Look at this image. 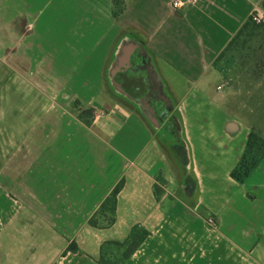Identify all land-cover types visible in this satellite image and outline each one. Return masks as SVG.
Segmentation results:
<instances>
[{
    "label": "crops",
    "instance_id": "obj_1",
    "mask_svg": "<svg viewBox=\"0 0 264 264\" xmlns=\"http://www.w3.org/2000/svg\"><path fill=\"white\" fill-rule=\"evenodd\" d=\"M114 1L0 0V264H101L102 256L121 264L135 226L150 235L122 264H264V203L241 217L256 230L248 235L226 222L223 189L251 179L264 186V158L246 183L231 177L251 131L264 137V128H245L213 96L224 75L215 62L264 0H198L184 10L173 0H125L118 20ZM124 40L153 54L179 101L192 171L177 159L178 167L195 195L183 192L182 174L180 187L198 219L173 195L179 181L157 127L110 83ZM76 101L94 108L91 126ZM121 182L114 225L91 226ZM72 242L79 251L65 254Z\"/></svg>",
    "mask_w": 264,
    "mask_h": 264
},
{
    "label": "rangeland",
    "instance_id": "obj_2",
    "mask_svg": "<svg viewBox=\"0 0 264 264\" xmlns=\"http://www.w3.org/2000/svg\"><path fill=\"white\" fill-rule=\"evenodd\" d=\"M110 67L111 66H109V69ZM217 69L224 73V75L213 84V96L218 98L220 108L225 110L232 117L238 119L245 128H264V36L262 34H246L245 37H241L240 40L235 42L226 52L220 62H218ZM262 72L263 75L260 76ZM134 74L143 78L146 76V73L141 71L135 73L129 72L126 76L131 77L134 76ZM121 76L122 75H119L117 77V80L120 82ZM256 77H258V81H256ZM229 81H231V84ZM122 83L124 84L123 87L125 91H127L133 99H140L143 97L146 92V86L148 85L145 83L146 86L144 85L139 90H134L128 81ZM108 91L113 94L110 86H108ZM167 92L177 107L179 101L175 100L169 86H167ZM159 136V133H157L156 139L160 142L163 152L171 158L173 172L175 174L173 175V179L175 178L174 180L177 179L179 181L178 187L173 189V195L177 197L178 203L183 207L181 212H183L187 218L198 219L199 215L198 212H196L195 204H187L183 200L186 196H183V189H181L180 185L182 181H184L183 185L186 184L187 180L178 167L177 157L168 146V143L162 141ZM180 174H182L181 176L183 177L182 181L180 179ZM251 175L246 182L251 179ZM256 185H259V190H255L254 186ZM242 188H245L243 189L245 196L249 193V202H246V200H243L240 196L239 193L242 192ZM223 189L227 195L225 198L227 206L230 209L225 219L226 222L235 221V223H239L234 226L232 225V228H236L237 231L240 229L246 230V232L248 231V235H251L252 231L255 233L256 230L252 229L249 223H246L248 220L243 221L244 219L241 217L246 212H252L255 216L259 215L260 208L264 203V186L260 184V180L251 179L244 187L237 185L235 188L236 190L223 183ZM252 197H254L253 200H251ZM208 218L213 217L209 216L207 219ZM224 227H228V225Z\"/></svg>",
    "mask_w": 264,
    "mask_h": 264
},
{
    "label": "trees",
    "instance_id": "obj_3",
    "mask_svg": "<svg viewBox=\"0 0 264 264\" xmlns=\"http://www.w3.org/2000/svg\"><path fill=\"white\" fill-rule=\"evenodd\" d=\"M126 8L125 0H115L113 17L118 20L124 13ZM261 9L263 12H255L254 16H261L264 19V1L261 4ZM253 15L251 18L242 26L241 30L237 33L235 38L230 42L225 51L220 55V57L215 62H218L224 57L226 52L239 41L241 37H245L246 34L258 35L262 34L264 36V22L257 24L254 21ZM73 110L77 113L78 118L85 123L87 126H91L95 118V110L91 107H84L80 101H76L73 105ZM264 158V137L258 132L251 131L248 142L246 145L245 152L238 163V165L233 169L231 173L232 179L238 183H244L253 171L258 167ZM124 182H121L107 198L105 203L102 205L101 209L93 216L90 220L91 226L95 228L111 227L115 223V215L117 208L118 195L123 189ZM157 197L161 194V190L156 187ZM150 233L145 229L135 226L132 228L128 239L120 244L123 248L122 256L119 258L118 263H124L127 261L145 242L149 237ZM79 251L78 246L75 242H72L66 253H77ZM101 264H117L115 261H111L109 257L102 256Z\"/></svg>",
    "mask_w": 264,
    "mask_h": 264
},
{
    "label": "flooded vegetation",
    "instance_id": "obj_4",
    "mask_svg": "<svg viewBox=\"0 0 264 264\" xmlns=\"http://www.w3.org/2000/svg\"><path fill=\"white\" fill-rule=\"evenodd\" d=\"M126 40L123 41L122 46L117 52L116 58H115V66H124L128 65L126 61L125 54L123 53V50L125 47L129 46L130 42L128 41L125 43ZM136 44V43H135ZM139 45V44H136ZM144 50V51H143ZM127 51V50H126ZM153 64L156 67L154 56L151 52L147 51L146 48L143 45H139V47L135 50L131 57L129 67L127 69H124L123 67L120 68V70L115 74V76H112L110 74V83L112 86H119L123 90L124 84L122 82L128 81V83L133 87L134 90L138 89L139 86L143 87L146 84V92L140 99H133L126 91V94H121L120 96L123 98H126V101H130L131 103L135 104L136 107H138L141 112L145 115V117L148 119V121L156 127V123H158L157 132L159 133V137L162 139V141H165L168 143V146L171 148L173 153L176 155L177 159L179 160L180 164L187 170V172L191 173V163H190V155H189V149H188V143L187 139L185 137L183 126L181 123V120L179 118V114L176 110V105L174 104V101L172 98L169 97V94L167 92V86L163 81V89L164 94L168 97V99L173 104V107L171 110H167V106L165 103L160 99V94L158 92L157 86H154V89L157 90L156 93H151L149 97L146 99V101H143L146 95H148L150 89H149V83L147 81V77L145 78L135 75L131 77H127V73L132 72H145V70H140L139 67L144 66V64L147 63ZM119 75L121 76V82L117 80V77ZM139 90V89H138ZM125 100V99H123ZM146 106V109L145 107ZM147 115H150L152 118V121L148 118ZM187 197L190 198L195 195L196 192V185L193 179L190 177L187 178V183L185 185V190L183 191Z\"/></svg>",
    "mask_w": 264,
    "mask_h": 264
},
{
    "label": "water",
    "instance_id": "obj_5",
    "mask_svg": "<svg viewBox=\"0 0 264 264\" xmlns=\"http://www.w3.org/2000/svg\"><path fill=\"white\" fill-rule=\"evenodd\" d=\"M138 47L139 46H137L136 44L131 43L129 46L125 47V49L123 50V53L125 54L126 61H127L128 65L130 64L131 57H132L133 53L135 52V50ZM128 65H124V66H120L119 65V66L115 67V69L112 71V76H115V74L120 70L121 67H123L124 69H127L129 67ZM139 69L146 71V77H147V81L149 83V89H150L148 95L145 96V98L143 99V101H146V99L149 97V95L151 93H156L157 92V90L154 89V86H157L158 92L160 94V99L167 106V110H171V108L173 107V104L168 99V97L164 94L162 79H161L158 71L155 69L154 65L153 64H150L148 62L147 64H144V66L139 67ZM115 88L120 93L126 94V92L121 87L115 86ZM144 107L146 109V106H144ZM147 116L152 121V118L150 117V115H147ZM155 125H156V127H158L159 124L156 123Z\"/></svg>",
    "mask_w": 264,
    "mask_h": 264
},
{
    "label": "built area",
    "instance_id": "obj_6",
    "mask_svg": "<svg viewBox=\"0 0 264 264\" xmlns=\"http://www.w3.org/2000/svg\"><path fill=\"white\" fill-rule=\"evenodd\" d=\"M197 2H198V0H173L172 7L175 10H184L185 8H189V7L194 6ZM253 17H254V21L257 24L264 22V19L261 16H254L253 15ZM207 222L210 226H214V227L216 226V222L214 221L213 218H209Z\"/></svg>",
    "mask_w": 264,
    "mask_h": 264
}]
</instances>
